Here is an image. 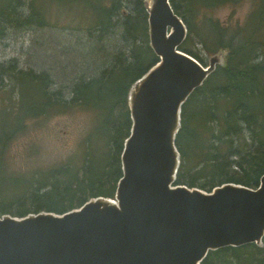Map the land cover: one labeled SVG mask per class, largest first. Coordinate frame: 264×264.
<instances>
[{"label":"trees","instance_id":"1","mask_svg":"<svg viewBox=\"0 0 264 264\" xmlns=\"http://www.w3.org/2000/svg\"><path fill=\"white\" fill-rule=\"evenodd\" d=\"M38 1L0 0V39L10 30L44 27L46 19L37 8ZM169 1L191 35L198 8L237 0ZM64 3L69 5L66 10L79 4L77 13L91 18L81 28L87 36H104L119 27L124 46L91 78L72 83L68 98L61 88L53 89L48 73L22 70L13 61L0 64V217L42 211L63 214L91 198H113L121 177L120 153L130 130L127 92L157 62L148 43L145 0H133L125 8L123 0ZM215 36L221 40L215 54L225 52V61L182 107L175 141L180 154L175 185L206 192L225 183L256 188L264 174V61L258 50L263 44L257 37L247 38L252 34L240 38L219 29ZM185 40L180 51L205 65ZM76 108L95 111L105 124L101 142L106 144L102 153L108 158L98 176L90 175V155L85 149L78 167L68 161L64 167L27 177H1L6 147L29 121ZM201 264H264V238L261 247L250 244L210 252Z\"/></svg>","mask_w":264,"mask_h":264},{"label":"water","instance_id":"2","mask_svg":"<svg viewBox=\"0 0 264 264\" xmlns=\"http://www.w3.org/2000/svg\"><path fill=\"white\" fill-rule=\"evenodd\" d=\"M148 43L157 62L130 86L129 134L113 198H91L56 214L0 217V264H201L210 252L264 238V174L256 188L211 192L175 185L181 110L223 66L180 51L187 28L169 0H145Z\"/></svg>","mask_w":264,"mask_h":264},{"label":"rangeland","instance_id":"3","mask_svg":"<svg viewBox=\"0 0 264 264\" xmlns=\"http://www.w3.org/2000/svg\"><path fill=\"white\" fill-rule=\"evenodd\" d=\"M65 1H38L37 8L43 13L46 25L8 31L0 39V64L13 61L22 70L46 72L53 89L61 88L68 98L72 83L91 78L109 64L112 55L124 44L119 27L104 36H87L81 28L91 18L77 13L79 4L63 9L69 7ZM132 1L123 0V8L130 7ZM193 20L194 32L187 35L186 46L203 64L207 65L210 56L220 50L217 46L221 40L215 36L219 29L227 36L242 38L252 34L247 38H259L263 47L258 50L264 61V0H237L210 8L200 7ZM224 39L225 36L222 42ZM97 118L93 110L76 108L29 121L6 147L1 177H27L64 167L68 161H75L74 166L78 167L85 149L90 155V175L98 176L108 155L102 153L107 150L101 142L105 124Z\"/></svg>","mask_w":264,"mask_h":264},{"label":"bare ground","instance_id":"4","mask_svg":"<svg viewBox=\"0 0 264 264\" xmlns=\"http://www.w3.org/2000/svg\"><path fill=\"white\" fill-rule=\"evenodd\" d=\"M186 187H187V186H186ZM188 188H190V189H191V188H195V187H188Z\"/></svg>","mask_w":264,"mask_h":264}]
</instances>
